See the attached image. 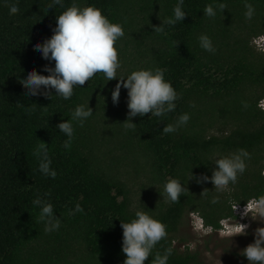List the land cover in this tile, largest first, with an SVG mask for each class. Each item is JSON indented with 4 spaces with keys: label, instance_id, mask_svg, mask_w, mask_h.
Returning <instances> with one entry per match:
<instances>
[{
    "label": "trees",
    "instance_id": "obj_1",
    "mask_svg": "<svg viewBox=\"0 0 264 264\" xmlns=\"http://www.w3.org/2000/svg\"><path fill=\"white\" fill-rule=\"evenodd\" d=\"M74 2L95 6L110 22L122 25L124 35L114 45L120 63L117 79L107 81L96 73L74 86L69 99L54 90L51 99L30 96L21 78L31 69L48 75L41 70L49 64L34 44L51 37L56 16ZM13 3L19 8L14 14L9 10ZM246 3L254 9L251 19L245 16ZM176 4L0 0V264H123L120 222H130L136 211L166 226L167 236L145 264L168 248L167 264H202L198 251L180 248L187 241L181 233L186 216L196 213L205 228L217 232L222 220L236 218L233 205L264 197V111L258 108L264 98V52L255 54L251 43L264 34V0H184L186 17L171 25L166 20ZM209 4L216 9L214 17L203 14ZM161 25L162 31L155 30ZM201 34L211 38L214 52L200 46ZM134 44L137 56H143L138 62L127 54ZM156 68L164 70L176 90V107L159 117L137 115L130 127L124 123L127 90L121 88L117 104L111 91L118 78ZM88 104L93 115L82 126L72 121L74 134L65 148L69 138L56 126L71 119L76 106ZM184 113L190 117L186 124L171 133L162 131ZM40 141L48 146L55 178L39 170L34 151ZM239 149L249 155L235 184L217 190L210 181L196 182L201 175H212L216 159ZM169 178L188 189L175 203L163 191ZM38 197L53 205L61 220L58 230L45 231L40 206L33 203ZM76 204L83 213L70 214Z\"/></svg>",
    "mask_w": 264,
    "mask_h": 264
},
{
    "label": "clouds",
    "instance_id": "obj_2",
    "mask_svg": "<svg viewBox=\"0 0 264 264\" xmlns=\"http://www.w3.org/2000/svg\"><path fill=\"white\" fill-rule=\"evenodd\" d=\"M53 3L62 4V0H53ZM183 3L184 0H177V4L173 8V16L167 18L166 23L174 25L177 21L184 20L187 14L182 9ZM218 7L223 11L225 5L220 3ZM245 7L247 9L245 16L251 19L254 14L253 6L246 3ZM9 10L14 14L19 11V8L16 3H13ZM203 14L214 17L216 9L212 4L206 5ZM155 30L162 31V25L155 27ZM52 32L51 37L45 39L43 43L36 42L34 44L36 50L41 53L42 59L49 62L41 70L47 72L48 75L31 69L26 73V77H22L20 80V83L26 87L28 95H43L51 99V93L54 90L56 96L69 99L73 95L74 86L84 85L96 73L102 72L107 81L117 79V69L120 67V63L114 45L124 35L123 27L118 23L110 22L99 8L95 6L79 7L74 2L72 6L56 16V26ZM198 40L200 46L206 51H215L211 38L207 34H201ZM253 40L254 38L251 41L252 45ZM52 62H54V66H49ZM122 87L127 90V108L129 110L128 119L124 123L130 127L135 126L132 118L137 115L143 117L145 114L151 113V116L159 117L173 111L176 107L174 101L177 99V92L172 84L165 80L163 69H140L132 71L126 78H118V82L111 91L113 104L119 102ZM92 115L93 110L89 104L87 106L78 105L72 112L71 119L58 123L56 127L69 138L65 141V148L70 147L74 134L72 121H79L82 126L85 120ZM189 119V115L184 113L179 116L176 125H165L162 131L164 133L174 132L178 126L186 124ZM47 153L48 146L40 141L34 151V155L40 160L39 170L44 175L55 178L57 173L50 167L51 159ZM248 155L246 150L239 149L237 152L216 159L212 175H201L196 178V182L210 181L217 190L228 188L230 183H236L238 174H243L245 171V158ZM163 191L166 198L175 203L188 189L184 188L179 179L169 178L164 184ZM216 202L215 199L212 201V203ZM253 202L257 206H261L262 214H264V197H260L258 202ZM33 203L40 206L39 220L44 222L45 231L58 230L61 220L54 212L53 205L39 197ZM247 204L246 213L243 216L239 215L241 217L235 216V220L239 222L232 224L235 227L231 230L234 233L233 236L245 234L250 218L256 214L252 202ZM83 211L81 205L76 204L74 212L70 214L83 213ZM226 220L231 221L232 219ZM223 221H221L222 228L220 230H224ZM120 224L123 230L121 249L126 256L123 264H145L155 245L167 236L166 226L144 211H136L134 219L130 222H120ZM171 254V248L165 249L163 255L156 254L151 264H167ZM241 254L247 259L248 264H264V227H258L255 230L254 242L248 244Z\"/></svg>",
    "mask_w": 264,
    "mask_h": 264
},
{
    "label": "rangeland",
    "instance_id": "obj_3",
    "mask_svg": "<svg viewBox=\"0 0 264 264\" xmlns=\"http://www.w3.org/2000/svg\"><path fill=\"white\" fill-rule=\"evenodd\" d=\"M253 47L257 52H261L256 46L253 45ZM143 48L144 47L138 50L141 51ZM127 54L137 62L143 58V56H137L135 44L128 47ZM130 67L131 65L124 67L123 71H127ZM127 75L129 74H126V76ZM262 100H264V98L261 99L259 103ZM259 103L258 108L261 109ZM108 119L110 120V116ZM251 202L254 208L253 210H256V214L254 217L250 218L249 226L245 230V234L233 236L234 233L231 230L235 227L232 226V224H237L239 222L235 219L227 222V224H230L227 229L228 231L219 230L217 232H211L209 228L202 226V220L196 213L187 215L185 218V225L181 230L182 235L187 241L185 244L180 245V248L183 249L184 246H189L190 250L198 251L202 264H248L247 259L241 254L242 250L248 244L254 242L255 230L258 227H264V214H262L261 206H257L253 201ZM175 244H178L177 241Z\"/></svg>",
    "mask_w": 264,
    "mask_h": 264
},
{
    "label": "built area",
    "instance_id": "obj_4",
    "mask_svg": "<svg viewBox=\"0 0 264 264\" xmlns=\"http://www.w3.org/2000/svg\"><path fill=\"white\" fill-rule=\"evenodd\" d=\"M253 45L256 46L260 51H264V35H261V36H258L256 38H254L253 40ZM259 106L261 107V109L264 111V100H262L260 103H259ZM233 209V214L235 216H239V215H244L246 213V211L248 210V205H234L232 207ZM228 220H224L222 222V225L224 227V230L228 231L225 227H229V224H227Z\"/></svg>",
    "mask_w": 264,
    "mask_h": 264
},
{
    "label": "flooded vegetation",
    "instance_id": "obj_5",
    "mask_svg": "<svg viewBox=\"0 0 264 264\" xmlns=\"http://www.w3.org/2000/svg\"><path fill=\"white\" fill-rule=\"evenodd\" d=\"M253 50L255 51V52H254L255 54H258V53H259V52L256 51V49H254V47H253Z\"/></svg>",
    "mask_w": 264,
    "mask_h": 264
}]
</instances>
